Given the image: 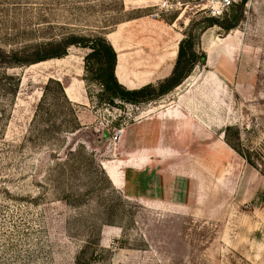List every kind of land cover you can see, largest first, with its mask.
Instances as JSON below:
<instances>
[{
  "label": "rangeland",
  "instance_id": "obj_1",
  "mask_svg": "<svg viewBox=\"0 0 264 264\" xmlns=\"http://www.w3.org/2000/svg\"><path fill=\"white\" fill-rule=\"evenodd\" d=\"M205 4L0 0V264H264V0ZM73 35L113 44L135 87L189 35L196 65L112 101L91 48L39 60Z\"/></svg>",
  "mask_w": 264,
  "mask_h": 264
},
{
  "label": "trees",
  "instance_id": "obj_2",
  "mask_svg": "<svg viewBox=\"0 0 264 264\" xmlns=\"http://www.w3.org/2000/svg\"><path fill=\"white\" fill-rule=\"evenodd\" d=\"M244 1L245 0H243V2ZM211 21L212 22L209 24L210 26L216 23L214 20ZM233 27L234 26H228L227 28ZM64 41L65 46L62 51L57 52L56 54L43 56L39 60H45L55 56H62L67 53L68 48L72 45H82L84 47L91 48L92 51L87 55V58L93 56L100 64V66L97 68L98 78L103 81L104 86L110 93V99H112V101L114 98H120L131 103H142L154 100L164 94H167L175 87L179 86L191 74L197 60V42L196 40L194 41V39L189 35L179 42L177 53L178 57L172 72L168 77L160 81L158 86L148 83L140 88L131 89L119 82V79L115 73L118 61L117 51L110 42L106 41L103 36H98L95 42L92 44H89V38L76 35L66 37L64 38ZM20 80L21 79L19 77H16V92L19 88ZM57 83L60 84L62 91L65 90V87L59 81H57ZM244 156L249 162L254 164L248 154L244 153Z\"/></svg>",
  "mask_w": 264,
  "mask_h": 264
},
{
  "label": "crops",
  "instance_id": "obj_3",
  "mask_svg": "<svg viewBox=\"0 0 264 264\" xmlns=\"http://www.w3.org/2000/svg\"><path fill=\"white\" fill-rule=\"evenodd\" d=\"M114 48H115V46H114ZM115 50H116V48H115ZM117 56H119L118 52H117ZM58 60H60V59H58ZM168 60L170 61V54L169 53L168 54H164L162 56V59L160 60V63L159 64H155L154 68H152V69L150 68L151 74L148 76L147 82L142 84V86H144V85H146L147 83H150V82L162 81L166 77H168L171 74L173 66H174V63L171 62V61L168 63ZM118 67H119V65L117 63V67H116V72L115 73H116V76L118 77L119 81L122 84H124L126 87L131 88V89L142 87V86H137V87L131 86L134 83V80L131 78L132 76L131 75L124 76L123 74H121V75L118 74ZM145 70H147V69H145ZM66 93L68 95L69 94L72 95V88L71 87H67L66 88ZM158 108L159 107H155L154 106L151 109L145 111V113L151 114L155 110H158ZM147 114H145V115H147ZM142 117H144V116H142ZM156 118H157L158 124L161 123L160 122V116H158ZM162 124H163V126H165L164 135L161 138H158L152 145H146V146H148L147 147V152H149V153H155V151H157V148H156L157 143L164 144V143H166V141L168 139H169L168 142H172L174 139H176L177 133H176V127H175L176 126L175 125L176 124L175 123V118H171L170 117V118L166 119V121L163 122ZM152 129H153L152 125L146 126L145 130H144V133L148 134L150 131H152Z\"/></svg>",
  "mask_w": 264,
  "mask_h": 264
},
{
  "label": "built area",
  "instance_id": "obj_4",
  "mask_svg": "<svg viewBox=\"0 0 264 264\" xmlns=\"http://www.w3.org/2000/svg\"><path fill=\"white\" fill-rule=\"evenodd\" d=\"M236 1L238 0H206L205 7L210 15L220 17L224 15ZM166 5L167 1H163L161 7L164 8ZM156 15L157 13H154L153 17H156ZM120 130L115 134V139H118Z\"/></svg>",
  "mask_w": 264,
  "mask_h": 264
},
{
  "label": "bare ground",
  "instance_id": "obj_5",
  "mask_svg": "<svg viewBox=\"0 0 264 264\" xmlns=\"http://www.w3.org/2000/svg\"><path fill=\"white\" fill-rule=\"evenodd\" d=\"M143 113H145V111H144ZM122 134H123V130H120V135H119V137H121Z\"/></svg>",
  "mask_w": 264,
  "mask_h": 264
},
{
  "label": "water",
  "instance_id": "obj_6",
  "mask_svg": "<svg viewBox=\"0 0 264 264\" xmlns=\"http://www.w3.org/2000/svg\"><path fill=\"white\" fill-rule=\"evenodd\" d=\"M205 59H206L205 57H202V59H201V60H202V61H205Z\"/></svg>",
  "mask_w": 264,
  "mask_h": 264
}]
</instances>
